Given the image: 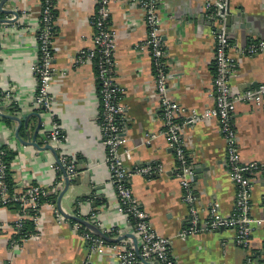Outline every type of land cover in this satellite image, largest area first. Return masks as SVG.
<instances>
[{"label": "crops", "instance_id": "obj_1", "mask_svg": "<svg viewBox=\"0 0 264 264\" xmlns=\"http://www.w3.org/2000/svg\"><path fill=\"white\" fill-rule=\"evenodd\" d=\"M217 1L158 0L160 36L170 74L168 89L184 110L181 121L191 111L202 114L213 107V101L206 95L214 74L213 27L208 24L204 6ZM229 1L231 11L242 14L239 23H233L228 33L227 54L234 62L230 85L235 92H244L264 82V58L244 55L248 43L264 40V0ZM54 3L51 97L54 117L65 136L56 156H66L73 162L77 171L74 178L79 181L69 186L61 199V208L74 214L80 196L93 190L92 199L83 200L81 217L95 223L101 231L117 229L132 234L127 218L116 210L117 200L108 168L103 163L105 152L98 128L94 68L90 64H73L79 50L92 47L91 17L96 3L94 0H54ZM40 5V0L8 1L3 8L15 9L19 18L0 25V99L7 92L11 95L9 104L0 100V107L5 115L20 120L16 136L18 122L0 117V146L10 156V181L17 191L29 185L47 188L59 178L63 187V174L56 169L53 154L38 149L49 144L50 127L49 116L35 103L36 80L32 73L37 61ZM108 7L115 42L113 80L124 108L125 146L132 150L126 168L132 170L151 163L164 168L163 173L150 178L137 174L130 178L134 200L146 213L153 230L171 240L170 250L176 264H263L261 228H254L247 249L236 247L234 233L227 229L179 237L189 227V216L174 174L173 153L162 137L144 143L145 135L157 136L162 123L150 56L136 50L146 36L142 12L132 0H110ZM11 18L0 12V19ZM232 122L241 161L263 164L264 107L256 109L249 104H238ZM182 132L194 169L208 168L196 181L192 180L200 223L205 221L211 207L221 217L228 218L234 207L235 189L226 166L217 120L197 119ZM22 142H35L38 147ZM251 181V213L258 217L263 212L264 175L255 173ZM92 201L95 207H91ZM54 210L55 205L44 203L38 238L27 240L20 249L12 251L8 243L17 210L0 207V264H117L110 253H91L72 221L66 219L58 224L54 220Z\"/></svg>", "mask_w": 264, "mask_h": 264}, {"label": "built area", "instance_id": "obj_2", "mask_svg": "<svg viewBox=\"0 0 264 264\" xmlns=\"http://www.w3.org/2000/svg\"><path fill=\"white\" fill-rule=\"evenodd\" d=\"M226 1L219 0L213 4L206 3L204 6L207 18L214 19L216 17L212 30L214 74L210 88L206 92L208 98L213 101V107L205 109L202 114L191 111L188 118L181 121L184 110L172 99L168 89L170 74L165 62V49L160 36L161 19L158 14V0H132L141 10L146 28V36L136 46V50L147 52L150 56L153 70V89L158 101L162 123V128L157 136L145 135L144 143H150L151 140L162 137L173 153L174 174L181 188L182 201L188 209L189 216V227L179 233V237L216 232L219 228H223L233 231V242L236 247L247 249L254 228H261L264 231V192L262 196L263 212L260 216H252L250 202L252 176L258 172L264 175V163H243L241 161L232 116L238 104H249L256 109L264 107V82L258 84L256 88L244 92H235L230 85L234 62L227 54L230 42L223 24L224 16L218 14L219 9L225 6ZM40 2L36 33L37 61L32 68L36 80L35 103L40 111L50 118L48 143L56 151L64 144L65 136L60 124L54 117L51 97L54 73L52 45L55 3L54 0H41ZM94 2L96 3V10L91 17V25L94 31L92 47L79 50L73 64L74 66L90 64L96 69L95 79L100 86L98 128L105 152L103 163L108 168L109 181L117 200L116 210L120 215L125 216L130 223L141 259L135 254L131 240L123 239L116 243L105 242L79 223L72 221V224L87 243L91 253H110L115 257L117 264H145L143 261L150 264H176L170 250L171 240L153 230L146 213L134 200L129 187V180L134 174L150 178L163 173L164 168L156 163L132 170L126 168L125 164L131 161L132 150L125 146L124 108L120 104L122 99L120 90L113 80L115 42L109 23L110 11L108 6L110 0H94ZM244 55L248 57L262 56L264 58V40L248 43L244 49ZM10 97L11 95L7 92L2 94L1 100L9 104ZM200 118H214L218 122L219 132L225 146L226 166L235 189L234 207L230 216L223 218L215 207H211L207 213V218L202 223H200L199 208L195 203L192 190L194 167L186 153V142L182 132L186 126ZM5 154V151L0 150V207L9 208L19 204L18 207L21 208L17 211V219L12 224V234L8 243L10 249L15 251L20 249L27 240L38 238L43 217V203H40L39 200L47 196H54L55 200L62 186L61 182L56 180L47 188L29 185L22 190L10 191L7 183L10 168L9 163L4 160ZM57 160L58 164L56 163L55 166L57 170H64L70 179L77 176L75 165L68 157L62 155ZM53 212L54 220L58 224L66 221L57 210ZM75 214L79 217L82 213L78 210ZM26 221L31 223L33 233L20 236L19 233ZM102 232L110 238H118L126 234L117 229Z\"/></svg>", "mask_w": 264, "mask_h": 264}, {"label": "water", "instance_id": "obj_3", "mask_svg": "<svg viewBox=\"0 0 264 264\" xmlns=\"http://www.w3.org/2000/svg\"><path fill=\"white\" fill-rule=\"evenodd\" d=\"M8 1H12V0H1L0 1V12H2V13H5V14H7V15H11V16H13V18H11V19H0V25L1 24H9V23H12V22H15L18 18H19V15H18V13L16 12V10L15 9H4L3 8V5L6 3V2H8ZM210 12V10L208 11V13ZM206 14V13H205ZM218 14H220V15H223L224 16V20H223V24H224V26H225V31H226V33H227V35H228V33H229V31H230V28H231V25L233 24V23H239V20H240V18H242V14H240V13H233L232 11H231V8H230V1L229 0H227L226 1V4H225V6H223V7H221L220 9H219V11H218ZM215 19H216V17L214 18V19H209V18H207V20H208V24L209 25H211L212 27H213V23H214V21H215ZM240 26V25H239ZM240 27H243L242 26V24H241V26ZM257 87V85H253V88H256ZM1 100V99H0ZM2 101V100H1ZM38 115V114H37ZM39 116V115H38ZM0 117L1 118H7V119H12V120H14V121H16V122H18V127H17V129H16V136L18 135L17 134V132H18V130H19V127H20V120H19V118L18 117H16V116H9V115H5L4 113H3V107H0ZM38 131V130H37ZM27 142H22V144H26ZM27 144H29V145H32V146H34V147H38V145L35 143V142H30V143H27ZM38 149H40V150H49L52 154H53V156H54V158H55V161H56V163L58 164V158H57V156H56V151L52 148V146L50 145V144H47V145H45L43 148H38ZM202 171H204V172H206V171H208V168H205V167H201V168H196V169H194V180L196 181L197 180V178H198V175L199 174H201V172ZM61 172H62V174H63V187H62V189L60 190V192L58 193V196L56 197V199L55 200H53L51 203L53 204V205H55V208H56V210L65 218V219H67V220H69V221H73V222H77V223H79L80 225H82L83 227H85L86 229H88L89 231H91L95 236H97V237H99L100 239H102V240H104L105 242H109V243H116V242H118V241H120V240H123V239H129V240H131V242H132V246H133V248H134V252H135V254L138 256V258L139 259H141L140 258V255H139V250H138V247H137V242H136V238H135V236L133 235V234H130V233H126V234H124V235H122V236H120V237H118V238H110V237H108V236H106L97 226H96V224L95 223H93V222H91V221H89V220H87L86 218H83V217H81V216H76V211H82V206L84 205L83 204V200H91L92 199V192H93V190H92V192L90 191L89 193H87V194H83L82 196H80V203L78 204V206H76L75 208H74V214H69V213H65L63 210H62V208H61V199H62V197L64 196V194L68 191V188H69V186L72 184V182H75V183H79V181H78V179L77 178H74V179H70V178H68V176L66 175V173H65V171L64 170H61ZM102 201H105L104 199H102ZM90 205H91V207H95V202L94 201H92L91 203H90ZM82 215V214H81ZM224 229L223 228H219V232L220 231H223ZM145 264H150V263H147V262H145V261H143Z\"/></svg>", "mask_w": 264, "mask_h": 264}, {"label": "trees", "instance_id": "obj_4", "mask_svg": "<svg viewBox=\"0 0 264 264\" xmlns=\"http://www.w3.org/2000/svg\"><path fill=\"white\" fill-rule=\"evenodd\" d=\"M41 1V0H40ZM54 11H55V9L53 10V18H54ZM94 71H95V75H96V69L94 68ZM96 87H97V94L99 93V89H100V86H99V84H97L96 83ZM0 150H3V151H5V157H4V160L6 161V162H8L9 163V161H10V156H9V154L6 152V149L4 148V147H1L0 146ZM61 171V170H60ZM62 173V172H61ZM58 181L60 182V178L58 179ZM7 183H8V185H9V188H10V191H13V190H16L15 188H14V185H13V183L10 181V173H9V176L7 177ZM54 196H47V197H45V198H41L40 200H39V202L40 203H51L53 200H54ZM19 206V204H15V206H12V207H9V208H11V209H15V210H21V208L20 207H18ZM130 222H131V220H129ZM29 233H33V227H32V225H31V223L29 222V221H26L25 223H24V227H23V229L20 231V233H19V235L21 236V235H24V234H29Z\"/></svg>", "mask_w": 264, "mask_h": 264}]
</instances>
